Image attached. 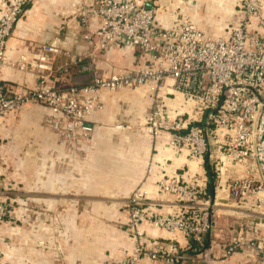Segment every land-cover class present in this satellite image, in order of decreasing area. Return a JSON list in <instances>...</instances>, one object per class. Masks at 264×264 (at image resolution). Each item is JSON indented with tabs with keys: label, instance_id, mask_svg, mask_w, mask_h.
Segmentation results:
<instances>
[{
	"label": "built area",
	"instance_id": "obj_1",
	"mask_svg": "<svg viewBox=\"0 0 264 264\" xmlns=\"http://www.w3.org/2000/svg\"><path fill=\"white\" fill-rule=\"evenodd\" d=\"M27 2L0 0V67L5 65L7 40ZM145 2L80 0L81 40L87 51L71 55L50 43L32 59L20 58L15 67L32 71L35 86L14 94L1 89L0 119L27 104H44L50 109L46 125L72 145L90 141L94 127L87 119L100 109L101 91L147 87L146 134L154 139L167 135L177 154L185 153L200 165L207 161L211 178L204 174L157 181L159 193L175 198V212L157 211L146 191L135 190L123 203L126 230L136 240L135 248L121 260L103 264H146L144 259L150 264H180L184 251L175 243L167 249L149 248L143 226L202 245L216 225L208 193L212 183L228 192L227 199L241 215L231 228L235 236L225 243L223 256L242 253L248 264H264V2L240 0V24L222 37L208 36L187 15L163 28ZM116 48L134 49L143 62L135 70L102 76L97 55L106 57ZM60 59L65 60L59 63ZM70 66H79L88 82L51 84L57 74L68 75ZM170 90L191 105L192 113L169 111ZM8 191L0 182V224L11 216Z\"/></svg>",
	"mask_w": 264,
	"mask_h": 264
},
{
	"label": "crops",
	"instance_id": "obj_2",
	"mask_svg": "<svg viewBox=\"0 0 264 264\" xmlns=\"http://www.w3.org/2000/svg\"><path fill=\"white\" fill-rule=\"evenodd\" d=\"M239 4L240 0L144 3L154 9L157 25L166 28L181 15H187L211 37L225 36L239 26ZM79 5L80 0H28L6 43L0 90L14 94L34 88V73L21 71L15 65L20 58L35 57L45 44L56 43L76 56L87 51L81 40ZM142 62L134 49L116 48L106 57L97 55L96 65L99 73L107 76L135 70ZM68 71V75L57 74L51 84L61 87L62 82H88L79 66H70ZM148 93L145 86L117 93L101 91L100 109L87 119L94 127L90 141L72 145L46 125L50 109L44 104H27L20 112L0 119V182L3 189L14 192L8 200L11 216L0 224L1 264L119 261L136 245L126 230L123 210L124 201L135 190L146 191L157 204V211L175 212V198L159 193L157 181L163 177L188 180L204 174L211 178L207 161L200 165L185 153L177 154L167 135L154 139L146 134ZM166 103L171 113H192L191 105L172 90ZM208 193L217 217L214 231L202 245L144 225L147 246L167 249L175 243L185 255L180 264H248L242 253L223 256L225 243L234 235L231 228L241 215L231 206L226 190L212 183ZM143 262L150 264L148 259Z\"/></svg>",
	"mask_w": 264,
	"mask_h": 264
},
{
	"label": "rangeland",
	"instance_id": "obj_3",
	"mask_svg": "<svg viewBox=\"0 0 264 264\" xmlns=\"http://www.w3.org/2000/svg\"><path fill=\"white\" fill-rule=\"evenodd\" d=\"M239 5H240V4H239ZM13 194H14V192H12L11 190H9L8 193L5 194V197H6L7 199H9L10 196H12Z\"/></svg>",
	"mask_w": 264,
	"mask_h": 264
},
{
	"label": "water",
	"instance_id": "obj_4",
	"mask_svg": "<svg viewBox=\"0 0 264 264\" xmlns=\"http://www.w3.org/2000/svg\"><path fill=\"white\" fill-rule=\"evenodd\" d=\"M146 8H148L147 6H145Z\"/></svg>",
	"mask_w": 264,
	"mask_h": 264
}]
</instances>
